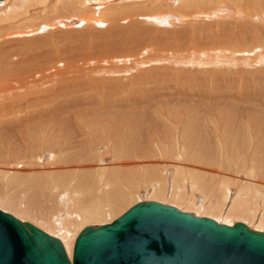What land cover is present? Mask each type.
Instances as JSON below:
<instances>
[{"label": "bare ground", "instance_id": "6f19581e", "mask_svg": "<svg viewBox=\"0 0 264 264\" xmlns=\"http://www.w3.org/2000/svg\"><path fill=\"white\" fill-rule=\"evenodd\" d=\"M73 17L76 20H70ZM221 20L227 22H218ZM90 24L92 30L87 27ZM95 26L100 31L104 27L102 36ZM56 27L80 31L75 30L77 40L82 36L77 53L70 41L74 31H60L61 36L54 34L57 39L47 33ZM82 28L86 31L81 32ZM44 31L48 36L29 38L18 49L11 47L16 37ZM0 43L2 211L58 237L71 257V241L81 225L117 212L142 187L148 200L165 203L171 199L169 204L182 211H194L227 225L241 221L253 230H264V182L257 180L264 178V129L260 130L264 126H259L264 124V107H257L256 102H264V84L257 83L254 90L234 88L241 85L244 71L250 67L259 68L256 72L264 75L260 51L264 48V0H0ZM165 43L169 48L187 47L191 56L163 59L157 54L167 47ZM141 46L142 52L159 48V53L155 50L156 65L136 75V82L143 81L142 76L154 77L151 89L136 83L133 74L132 79L128 77L144 64L142 58L131 62L127 53L108 55L115 48L132 51ZM241 47L253 49L236 54ZM70 50L76 56H83L84 50L87 61L91 59L88 63H95V56L108 63V55L110 62L124 64L117 71L109 70L111 73L91 68L89 80L71 83L66 79L69 63H64ZM68 56L71 63L73 57ZM169 61L203 67L218 85L228 79L233 85L225 87L227 82L210 90L206 83L184 90L182 78L171 83L163 77L167 72L164 63ZM120 70L121 79L116 78ZM92 72L109 75L98 77ZM178 72L190 75L185 69ZM252 75L247 74V79ZM174 89L169 96L166 90ZM181 95L202 99L196 104L193 97L189 99L194 105L186 110L190 104L183 97L184 110L179 108ZM142 96L148 104L158 98L147 113L137 106ZM254 96L261 98L248 99ZM39 99L48 107L36 108L37 112L33 107ZM90 106L94 107L87 109ZM26 107H30L28 111L23 110ZM197 191L202 195L200 201L194 199ZM75 228L76 233H71Z\"/></svg>", "mask_w": 264, "mask_h": 264}, {"label": "water", "instance_id": "95a60500", "mask_svg": "<svg viewBox=\"0 0 264 264\" xmlns=\"http://www.w3.org/2000/svg\"><path fill=\"white\" fill-rule=\"evenodd\" d=\"M0 264H264V230L219 223L155 200L62 241L0 209Z\"/></svg>", "mask_w": 264, "mask_h": 264}, {"label": "rangeland", "instance_id": "374dc122", "mask_svg": "<svg viewBox=\"0 0 264 264\" xmlns=\"http://www.w3.org/2000/svg\"><path fill=\"white\" fill-rule=\"evenodd\" d=\"M217 20L219 19L218 17H215ZM70 20H76V18H71ZM229 23L232 21V19H231V21H230V18H228V19H226ZM226 20H221V21H218V22H220V23H222V22H225ZM239 20H241V19H239ZM226 21V22H227ZM78 23V22H77ZM77 23L76 24H71V25H69V26H75V25H77ZM209 23H211V22H209ZM214 22H212L211 23V25L213 24ZM240 23H242V22H240ZM86 25H84L83 26V28L85 27ZM91 26V24L89 25V26H87L88 28H91V30H92V27H90ZM162 26V25H161ZM165 26V28H169V26L168 25H164ZM164 26H162V27H164ZM167 26V27H166ZM87 27H85V29L87 30ZM60 27H56V29H54L55 31H56V33H55V31H53V28L52 29H48V30H46V31H48L47 33L50 35V34H57V33H59V36H61L60 35V31H62V32H64V34H65V31H67L68 33H72L73 31H74V35L75 36H73L72 34H71V36L73 37V39H74V41H73V39L72 40H70L71 42H73V43H71V45L73 44H75L74 46H75V50H73V51H75L76 53H77V51H79L78 49H77V47H78V45L80 44L78 41H80L81 39H82V36H81V34H80V38H78V40H77V37L79 36V34H78V32L80 33V31L79 30H77L76 28H75V30H77L76 32H77V34H75L76 32H75V30H74V28H73V31H71V30H68L69 28H67V29H65V31H64V28H60ZM82 28V29H83ZM95 28H96V26H95ZM98 28V27H97ZM96 28V29H97ZM63 29V30H62ZM85 29H83L81 32H83V31H86ZM95 29V30H96ZM102 29H104V27L103 28H101V31H100V29L98 28V31H96L99 35H103V34H101L102 33V31H104V30H102ZM170 29V28H169ZM54 32H52V31ZM58 30H59V32H58ZM46 31H44V32H42L41 34L40 33H38V34H36L35 36H33V35H31V34H28V35H23L22 37H16L15 39H17V41L19 40V43L16 41L13 45H11V47L13 46V47H15V48H19L21 45L22 46H25L26 45V42H30V40L31 41H34L35 40V38H37L38 37V35H44V36H48L45 32ZM50 32V33H49ZM66 32V33H67ZM104 33V32H103ZM46 34V35H45ZM31 35V36H30ZM63 35V34H62ZM78 35V36H77ZM30 36V37H29ZM32 36H33V38H32ZM55 37H57V39H59L58 38V36L57 35H54ZM24 37H25V39H24ZM26 37H28V38H26ZM104 37V36H103ZM103 37H102V39H103ZM29 38H30V40H29ZM21 39V40H20ZM25 41V43H24V41ZM33 39V40H32ZM80 39V40H79ZM22 41V42H21ZM58 41V40H57ZM82 41V40H81ZM93 42L92 43H94V41H95V39L94 40H92ZM3 43V42H2ZM2 43H0V46H3L2 45ZM20 44V45H18V44ZM16 45V46H15ZM58 46H57V48H63V47H60L61 45L60 44H57ZM77 45V46H76ZM93 45H95V44H93ZM4 46H6V45H4ZM21 46V47H22ZM32 46H34V45H31V47ZM131 46V45H130ZM167 46V47H166ZM20 47V48H21ZM165 47L166 48H158V47H156V48H144V49H150V51L149 50H147V52L146 51H144V52H142V51H139V48H143V46H141V47H138V48H136V49H132V51L131 50H129L130 48H125V49H127V50H129V51H124V50H122V49H118V48H115L114 50H113V52H111V54H110V52H109V54L108 53H106V54H108L109 55V57H110V55H111V57H112V55L113 56H119V57H121V56H125V55H127V54H129V56H128V58H130L131 59V62L132 61H134V60H137V59H143V61H145L144 62V64L143 63H140V68L139 69H135V71H133V72H131V73H129L128 74V77H129V79L131 78V74H133L134 75V80H135V82L137 81V79H136V75L140 72V73H144V72H148V69L150 68V67H154V64L156 65V63H157V61H155V60H157V59H155V54L156 53H159V50H162V49H164V50H162L159 54H157V55H160L163 59H166V57L167 58H169L170 56H172V61H174L175 60V56L176 57H179V58H184V57H188L189 55H190V53H189V48H187V47H185V48H169V45H168V43L166 44L165 43ZM1 48V47H0ZM3 48V47H2ZM9 48H10V46H9ZM204 48H206V47H204ZM211 48V47H210ZM209 48V49H210ZM3 49H6V48H3ZM77 49V50H76ZM159 49V50H158ZM167 49V50H166ZM175 49V50H174ZM179 49V50H178ZM183 49V50H182ZM202 49V48H201ZM231 49V48H230ZM237 49H239L240 50V52H236V54H241V53H244L245 51H247L248 49H253V48H237ZM245 49V50H244ZM261 50V52L264 54V51H263V49L262 48H260ZM22 50H24V49H22ZM120 50H122V52L120 51ZM151 50H154V51H151ZM155 50H157L156 51V53H155ZM172 50V51H171ZM186 52H185V51ZM7 51V50H6ZM5 50H3V52H6ZM25 51V50H24ZM72 50H70L69 52L68 51H66L65 52V54H72L73 53V51L71 52ZM82 52H83V56H82V52L80 53L81 54V56L80 55H77L78 56V58H77V56H76V54H75V52H74V54H75V56H74V54H72V55H67L68 57H73L74 58V61H73V58H72V64L70 63V61L69 62H67L68 60H70V58L69 59H67V56L65 55V54H63V56L64 57H66V59H64V61H66V62H64L65 64H68V65H65L66 67H67V71H69L68 73L69 74H67L66 75V79L68 80V81H70L71 83H73V81H74V83L75 82H79V81H84V80H89V78H91L92 77V75L88 72L89 70H91V68H96V69H98V70H101V69H103L104 71H106V73H108L109 72V70H112V69H114V70H119V69H121L122 68V66H120V65H123L124 63L123 62H121V64L119 65V64H116V63H113V61L112 62H110L111 60L109 59V57H108V55H106L105 57H106V59H107V61H108V63H102V62H99V61H97V56H95L94 57V60L93 61H95V63H88L90 60H88L87 61V58L85 57V52H84V50H81ZM148 51H149V53H148ZM238 51V50H237ZM18 52H20L19 50H18ZM68 52V53H67ZM71 52V53H70ZM136 52V53H135ZM174 52V53H173ZM199 52H204L203 50H200ZM247 52H249V50L247 51ZM113 53V54H112ZM127 53V54H126ZM140 53V54H139ZM78 54H79V52H78ZM154 55V56H153ZM3 56H5L4 54H3ZM7 56V55H6ZM82 58H80V57ZM191 56V55H190ZM84 58V59H83ZM80 59H81V61H80ZM96 59V60H95ZM11 60L13 61V59L11 58ZM76 60V61H75ZM97 61V62H96ZM172 61H169V62H166V63H164L165 64V66H166V68H167V72H166V74H164V78L166 79V80H168L169 82H171V83H174V81L175 80H180V78H182L183 79V81H181L183 84L182 85H184V87H183V89L184 90H187L188 89V86H189V89H188V91L189 90H193L194 88H196V87H199V88H201L200 86H206V85H208V83L210 84V85H208V87H210V88H206V89H212V90H215V89H217V88H219V87H224L225 86V84L228 82V84H226V86L225 87H231V85H233V82L232 81H230L229 79L227 80V82H225L224 80H222V83H219V85H218V82H216V79L214 78V75H213V77L211 76V75H207L206 74V71H204V68L202 67V68H195V67H188V66H184V65H181V64H173V63H171ZM74 62V63H73ZM82 62H83V64H82ZM130 62V61H129ZM128 62V63H129ZM130 62V63H131ZM139 62V61H138ZM159 62H161V61H159ZM163 62V61H162ZM111 65H110V64ZM129 63V64H130ZM153 63V64H152ZM91 66H90V65ZM109 64V65H108ZM133 64H135V62L133 63ZM71 65H73L74 67H72ZM97 65H98V67H97ZM113 65V66H112ZM119 65V66H118ZM195 65V64H194ZM85 67V68H84ZM200 67V66H199ZM83 68L85 69V70H83ZM110 68V69H109ZM173 68H175L174 70H171V69H173ZM251 68V69H250ZM250 68H248V69H246L245 71H244V74H243V79H241V81L239 82V84H241V85H234V88L235 89H237L238 90V88L240 89V88H242L241 90H243V88H245V89H249V90H254L255 88H253V87H255V86H258V84H259V82H261V84H264V75H261V74H258L256 71H258V70H260L259 68H258V70L257 69H255L256 67H250ZM179 69H185L188 73H190V75L188 74V76L187 75H185V76H183V75H181L179 72H178V70ZM83 70V71H82ZM103 70H102V72H103ZM193 70V71H192ZM196 70V71H195ZM202 70V71H201ZM253 70V71H252ZM87 71V72H86ZM113 71V70H112ZM174 71V72H173ZM197 71H201L202 73H200L201 75H199L198 77H194V73L195 72H197ZM254 71H255V73H257L256 75H254L255 73H254ZM80 72V73H79ZM82 72H84V74L82 73ZM101 72V73H102ZM114 72V71H113ZM205 72V73H204ZM245 72H247V74H248V77H251V74H253L252 75V77L253 78H249V80L247 79L248 77H246V73ZM75 73V75H73ZM95 76L97 75H101V76H108L107 74H101V73H98V72H92ZM109 73H111V72H109ZM174 73V74H173ZM249 73H251V74H249ZM82 74H83V78H82ZM86 74V75H85ZM117 74H119V76L118 77H116V78H119V79H121V78H123L121 75H123L122 74V72H121V70L120 71H118L117 73H116V75ZM169 74V75H168ZM173 74V75H172ZM246 74V75H245ZM264 74V73H263ZM69 75V76H68ZM130 75V76H129ZM218 75H221V74H218ZM81 76V77H80ZM98 76V77H99ZM205 76V77H204ZM257 76V77H256ZM73 77H75V78H73ZM80 79H79V78ZM115 77V76H114ZM180 77V78H179ZM207 77V78H206ZM210 77H212V78H214V80L212 79V78H210ZM142 78H143V81H141V82H136V83H141V85L142 86H144V87H146V88H153V86H154V83H156L155 82V80H154V77H151V78H149V79H147V78H145V77H143L142 76ZM202 78V80H200ZM247 79L246 80V82H245V79ZM258 78H259V80H258ZM132 79V78H131ZM186 79V80H185ZM198 79V80H197ZM206 80L205 82H204V80ZM117 80V79H116ZM161 80H163V78L161 77V79H160V81ZM199 80L201 81V83L199 82ZM236 81H237V79H235ZM258 80V81H257ZM261 80V81H260ZM122 82L124 81V80H121ZM131 81V80H130ZM208 81V82H207ZM230 81V82H229ZM236 81H235V83H236ZM243 81H244V86H243ZM191 84H190V83ZM199 82V84H197ZM223 82H224V84H223ZM248 82H249V84L250 85H248ZM186 83V84H185ZM207 83V84H206ZM213 83H215V86H214V84ZM232 83V84H231ZM234 83V84H235ZM258 83V84H257ZM135 84V83H134ZM133 83L131 84V85H134ZM194 84V85H193ZM206 84V85H205ZM213 84V85H212ZM245 84H247V85H245ZM197 85V86H196ZM211 85H212V87H211ZM230 85V86H229ZM217 86H219V87H217ZM238 86V87H237ZM173 87H174V85H173ZM172 87V88H173ZM191 87V88H190ZM253 88V89H252ZM182 88H180L179 90H181ZM203 89V88H202ZM263 90H264V88H262ZM204 90V89H203ZM240 90V91H241ZM168 93H169V96L171 95H173V92L175 91V89L174 90H172V92H170V90H166ZM190 92H188L187 94H189ZM168 96V97H169ZM143 97V96H142ZM139 97V99H141V102L139 101L138 103H137V106H138V108L139 107H141L142 108V110H145V109H147V111H146V113L147 112H149L150 111V107H151V104L153 105L154 103H156L157 101H158V98H154V99H151V102L148 104V103H146V102H144L143 100L144 99H146L145 97ZM167 97V98H168ZM174 97H175V95H174ZM174 97L172 98V97H170V98H172V100H176V99H174ZM181 98H179V101H180V103H181V100H182V98L184 97V99H186L187 97L186 96H183V95H181L180 96ZM193 97V96H192ZM191 97V98H192ZM255 97H257V96H254V97H248V99L249 100H255ZM148 98V97H147ZM170 98L169 99H167V101H168V103L171 101L170 100ZM189 99H191L190 97H188ZM194 99H192V102L194 103V104H196V103H200L201 102V100L200 99H202L201 97H196V99H197V101H195V96L193 97ZM252 98V99H251ZM258 98H261L260 96L259 97H257V99ZM83 100L85 99V98H82ZM143 99V100H142ZM182 100V103L180 104V106H179V108L180 109H184L185 110V108L184 107H182V106H184L183 104H184V102L186 101V102H188L190 105V107L187 109L186 108V110H189L194 104L189 100V99H186V100ZM231 99V98H230ZM23 100H25V99H23ZM31 101H32V99H30ZM29 100V101H30ZM178 100V99H177ZM189 100V101H188ZM194 100V101H193ZM200 100V101H199ZM233 100V99H232ZM31 101H30V103H31ZM86 101H88V100H86ZM184 101V102H183ZM233 101H235V100H233ZM236 101H238V100H236ZM235 101V102H236ZM261 101V100H260ZM40 102V103H39ZM42 102H43V104H42ZM130 102L132 103L133 102V100L131 101L130 100ZM238 102H240V101H238ZM256 102H257V107L259 106V105H261V106H263L264 107V102L263 101H261V102H259V101H257L256 100ZM28 103V102H27ZM131 103H128V104H131ZM134 103V102H133ZM142 103V104H141ZM42 104V105H41ZM46 104L47 103H45V101L44 100H38L37 101V104L35 105V106H37V107H33V108H37V109H42V108H45V106H46ZM128 104H126V105H128ZM135 104V103H134ZM170 104V103H169ZM192 104V105H191ZM40 105V106H39ZM119 105V107L120 106H122L121 104H118ZM125 105V106H126ZM24 105H22V107H23ZM31 106V105H30ZM42 106V107H41ZM146 108H145V107ZM172 107L174 106L173 104L171 105ZM46 107H48V104H47V106ZM91 107H94V106H90V107H87V109L89 108H91ZM116 107H118V106H116ZM171 107V108H172ZM256 107V108H257ZM29 108L30 107H26V109H23V110H29ZM36 109V110H37ZM86 109V108H85ZM120 109V108H119ZM163 109V111L166 109V107L164 108H162ZM169 109V108H168ZM190 110H192V108L190 109ZM37 112H38V110H37ZM69 115H72V113H70ZM83 123V122H82ZM263 122H261V123H259V126L261 125V127H262V125L264 126V124H262ZM79 124V123H78ZM81 126V125H80ZM264 129V127L263 128H260V130H263ZM172 139H173V137H172ZM176 153V152H175ZM181 155V154H180ZM179 154H177V156H180ZM210 156V155H209ZM175 157V156H174ZM179 158H181V157H179ZM157 160V159H156ZM168 163H170V162H168ZM170 166V168H172L173 169V167H174V165L172 164H170V165H168V167ZM172 166V167H171ZM237 172V171H236ZM230 173H231V175L233 174L234 176H236L237 174H239V173H234L233 171H230ZM173 174V176L175 177V175H174V173H172ZM238 176V175H237ZM239 177H241L242 179H244L245 178V176H243L242 174L240 175L239 174ZM248 179V178H247ZM260 179V178H259ZM257 179L258 181H259V183H263L264 182V178L262 179ZM262 180V181H261ZM146 184H143V186H145ZM181 185H179V187L177 188L178 189V191L181 189ZM4 187H2V186H0V192H4V189H3ZM143 189H141L140 190V192L138 191V190H136V191H138L139 193H137L136 195L135 194H132V196L130 197V198H128L127 200H126V202H125V204H123V205H121V208L117 211V212H115V213H106L105 215H103L102 217H100L99 218V220L98 219H96L95 221H92V223L91 222H89V223H85V224H83V225H81V227H79L80 229H78V230H82L85 226H87V225H101V224H104V223H108V222H111L113 219H115V218H117L118 216H120L121 214H123L129 207H131L133 204H135L136 202H139V201H145L146 199L148 200L149 198H147V195H144L145 193V187H142ZM161 188H163L162 186H161ZM142 190H143V192H142ZM186 190V187H184V191ZM197 193V194H196ZM196 193H194V199L195 200H202V195L200 194V192H196ZM189 194V193H188ZM164 199V198H163ZM162 199V200H163ZM170 200L171 199H169L168 201H166L165 203H164V201H160L161 203H163V204H169V202H170ZM157 201V200H156ZM159 202V201H158ZM171 203V202H170ZM170 205V204H169ZM173 206H175V205H173ZM176 207V206H175ZM2 210V209H1ZM4 211V210H3ZM5 212H8V213H10L9 211H5ZM186 212H189V213H192L191 211H186ZM258 212V211H257ZM193 213H194V211H193ZM192 213V214H193ZM10 214H12V213H10ZM13 215V214H12ZM195 215V214H194ZM15 216V215H14ZM16 217V216H15ZM18 218V217H17ZM25 221V220H24ZM26 221H28V220H26ZM28 222H30V221H28ZM235 222H241V221H235ZM235 222H233V224L235 223ZM32 224H33V222H31ZM35 225V224H34ZM76 231H77V228H75V230L74 229H72L71 230V233H76ZM80 232V231H79ZM78 232V233H79ZM77 236V235H76ZM75 238L76 237H74V241H75ZM74 241L72 240L71 241V247H73V243H74ZM71 252H72V250H71ZM70 258H71V255L69 256Z\"/></svg>", "mask_w": 264, "mask_h": 264}]
</instances>
